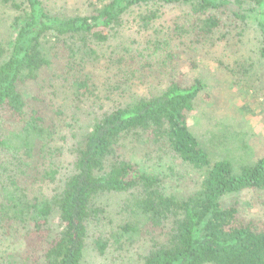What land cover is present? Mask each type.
Wrapping results in <instances>:
<instances>
[{"label": "trees", "instance_id": "obj_1", "mask_svg": "<svg viewBox=\"0 0 264 264\" xmlns=\"http://www.w3.org/2000/svg\"><path fill=\"white\" fill-rule=\"evenodd\" d=\"M165 6L181 7L182 18L204 34L224 20L252 22L264 58V0H98L85 15L61 14L45 0H0L10 31L0 42V222L14 231L27 228L26 263L82 264L91 246L99 256L118 251L112 260L133 253L136 264H264V221L244 218L230 198L264 191V157L242 166L211 163L188 124L204 88L197 64L189 63L191 76H169L160 93L112 109L98 94L100 71L149 83L165 77L166 71L136 63L110 43L128 14L131 20L138 15L137 27L147 30L157 7ZM103 46L109 56L99 52ZM56 86L70 92L77 111L85 104L99 111L82 134L73 125L80 112L68 115L54 105ZM67 129L71 148L66 174L58 178L50 145ZM131 140L167 147L198 173V187L185 196L167 194L165 176L142 171L126 155ZM36 177L57 185L50 197L35 194ZM106 193L126 194L121 222L90 240V223L103 214L96 199Z\"/></svg>", "mask_w": 264, "mask_h": 264}, {"label": "rangeland", "instance_id": "obj_2", "mask_svg": "<svg viewBox=\"0 0 264 264\" xmlns=\"http://www.w3.org/2000/svg\"><path fill=\"white\" fill-rule=\"evenodd\" d=\"M53 11L67 15L89 14L98 0H45ZM147 8V7H146ZM179 6L158 8V18L144 30L137 27L138 15L131 20L128 14L122 27L115 31L116 36L110 40L118 45V51L126 57L134 58L136 63L148 61L154 67L166 71L159 81H140L119 76H107L100 71L101 84L98 94L103 97L106 110L125 105L134 99L156 95L167 84L169 76L177 72L190 75V62L197 64L199 78L204 85L203 90L194 101V108L188 118L189 129L207 152L211 163L228 160L234 165L250 164L264 157V58L260 57V35L251 24L224 20L212 33L199 32L185 18ZM141 10H137L140 12ZM9 18L0 7V42H7L10 31L6 24ZM131 20V21H130ZM174 25L183 28L172 31ZM183 30V31H181ZM118 36V37H117ZM126 46L128 51L121 47ZM108 46L99 52L106 56L112 53ZM114 49V48H113ZM117 50V49H115ZM139 53L135 58L136 54ZM105 64V60H101ZM189 67V68H188ZM191 76V75H190ZM149 80V79H148ZM56 86L52 100L65 114H76L73 123L74 131L80 135L100 116L99 111L87 110V105H79L80 111L73 107L70 92H62ZM79 121V122H78ZM65 132L58 131L51 143V158L60 169L59 177L66 174V163L70 152L69 144L64 139ZM71 142V141H69ZM56 151V152H55ZM126 155L145 172H154L166 177L164 190L167 194L185 196L199 185V175L191 166L183 163L164 146L144 145L132 140L125 148ZM46 156H49V154ZM35 162L34 165L35 166ZM31 167L34 170V167ZM46 166L48 167L46 162ZM57 185L43 183L36 177L33 189L39 197H50ZM126 194L106 193L96 199V205L103 212L100 220L90 223V240L96 234L108 235L121 222V205ZM240 206V213L246 219L264 221V191L244 192L231 196ZM232 200V199H230ZM27 228L14 231L0 222V264H28L22 256L23 237ZM152 236L142 243L140 250L149 246ZM143 242V240H142ZM82 264H136L133 253H127L112 260L118 251L110 249L106 255L99 256L90 250ZM117 248V247H116ZM141 252V251H140Z\"/></svg>", "mask_w": 264, "mask_h": 264}]
</instances>
